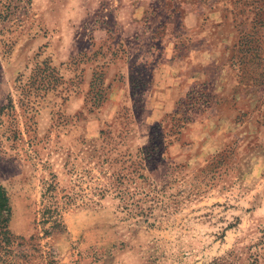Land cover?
I'll return each mask as SVG.
<instances>
[{
    "label": "rangeland",
    "instance_id": "rangeland-1",
    "mask_svg": "<svg viewBox=\"0 0 264 264\" xmlns=\"http://www.w3.org/2000/svg\"><path fill=\"white\" fill-rule=\"evenodd\" d=\"M0 183V264H264V0H0Z\"/></svg>",
    "mask_w": 264,
    "mask_h": 264
},
{
    "label": "trees",
    "instance_id": "trees-1",
    "mask_svg": "<svg viewBox=\"0 0 264 264\" xmlns=\"http://www.w3.org/2000/svg\"><path fill=\"white\" fill-rule=\"evenodd\" d=\"M10 215L11 207L9 204V198L4 186L0 183V251L4 250V252L6 253L12 252L14 256L17 255V258H26L27 254L25 252L28 251L27 248L21 249V251H19V254L18 249L15 250V248L18 246L23 247L22 245H24L25 239H23V237L14 236L9 230L8 222L10 219ZM53 225L54 229L52 230H56L60 226V223H58L57 220H53ZM29 239L31 240L32 237H30ZM11 247H14V250H12Z\"/></svg>",
    "mask_w": 264,
    "mask_h": 264
}]
</instances>
